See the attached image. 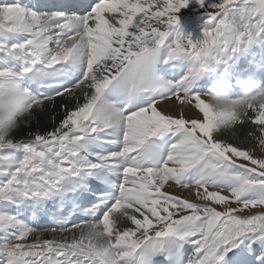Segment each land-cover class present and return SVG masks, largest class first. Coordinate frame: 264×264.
Here are the masks:
<instances>
[{"label":"snow or ice","instance_id":"6c2138e0","mask_svg":"<svg viewBox=\"0 0 264 264\" xmlns=\"http://www.w3.org/2000/svg\"><path fill=\"white\" fill-rule=\"evenodd\" d=\"M184 12L202 21L196 42ZM245 58L264 72V0L0 5V89L20 85L30 115L57 98L77 104L31 142L0 137V264H264V160L214 138L248 110L264 136V103L217 113L204 99L203 82ZM172 101L176 118L158 110ZM170 184L197 189L201 204L165 193ZM48 219L63 239H39Z\"/></svg>","mask_w":264,"mask_h":264},{"label":"bare ground","instance_id":"6f19581e","mask_svg":"<svg viewBox=\"0 0 264 264\" xmlns=\"http://www.w3.org/2000/svg\"><path fill=\"white\" fill-rule=\"evenodd\" d=\"M186 18L187 16L182 15L181 22L184 21ZM194 38L195 40H192V42H196L201 38V36L195 34ZM79 103L81 105L84 103L82 96L79 99ZM76 107L77 104L75 99L57 98L54 102H46L43 105L42 110L38 109L34 111L29 117H27L21 122L20 127L10 136L11 140L17 143L31 142L34 139L35 135H45L49 132L54 131L66 118L67 112L75 110ZM158 110L161 111L163 114L170 115L176 118L181 112V107L177 105L175 101L164 102L158 106ZM183 115L189 121L192 119H196L198 121L202 119V117L198 115L191 107L184 108ZM252 117H255L254 112L248 110L247 116L243 117L244 123L234 124V127H232L231 130L226 131L223 134L221 131L214 133V138H221L223 137V135L234 138V140L238 143L237 145L244 148L245 150H249L248 147H253L255 141L260 138V132L258 131L256 126L250 122ZM163 191L177 198H183L189 202H193L198 205L201 204V201L196 200L194 196V193L198 191L195 188L182 189L170 184L166 185ZM224 194L227 195V193ZM214 207L216 208V210H218V206ZM138 218L142 219V217ZM118 228L120 230H127L129 228L134 229V226H132L130 222L121 220L118 223ZM60 233L61 231H57V233L45 232L43 236H39V239L42 241L52 239L60 240L63 239V236H61ZM35 241L36 237H30L27 243H34Z\"/></svg>","mask_w":264,"mask_h":264},{"label":"clouds","instance_id":"9594fccd","mask_svg":"<svg viewBox=\"0 0 264 264\" xmlns=\"http://www.w3.org/2000/svg\"><path fill=\"white\" fill-rule=\"evenodd\" d=\"M234 89L239 90V97H232ZM204 99L214 112L243 113L251 104L264 103V85L252 77L233 82L221 75L208 86ZM29 116L28 100L20 85L6 83L0 89V137H10ZM259 144L264 147V136L260 137Z\"/></svg>","mask_w":264,"mask_h":264},{"label":"rangeland","instance_id":"374dc122","mask_svg":"<svg viewBox=\"0 0 264 264\" xmlns=\"http://www.w3.org/2000/svg\"><path fill=\"white\" fill-rule=\"evenodd\" d=\"M213 2H217L218 3V2H220V0H213ZM209 11L212 12V14H215V12L213 10H209ZM186 14H188V12H184L182 15H185V16L188 17V15H186ZM191 14L194 15V13H191ZM254 115H255V113H254ZM252 118H255V117H252ZM255 126L258 129V131L261 132L262 126H258V125H255ZM232 127H234V125H232L230 127L221 128L218 132L221 131L222 134H223L226 131L231 130ZM8 139L11 140V137H8ZM259 140H260V138L255 141L253 147L249 146L248 147L249 150H245L244 148H242L239 145H237L238 143L234 140V138H231V137L223 135V137L215 139L216 142L224 143V144H227L229 146H235L237 149L240 147L238 150H243V151L251 153V155H252V157L254 159L264 160V147H262L259 144ZM243 163H246V162H243ZM229 207H236V206L235 205H229ZM223 210H224L223 208L218 206V210L217 211H223ZM251 214H253V213H250L249 211H245V212L240 213V215L244 216V217H247V216H249ZM48 232H50V231H48ZM44 233H45V231H38L37 234H38V236H43ZM51 233H57V231L56 232H51Z\"/></svg>","mask_w":264,"mask_h":264}]
</instances>
